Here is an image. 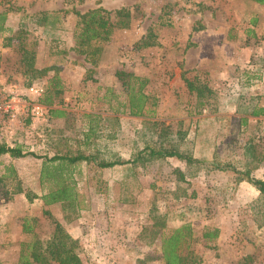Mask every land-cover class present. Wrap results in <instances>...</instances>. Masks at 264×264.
I'll return each instance as SVG.
<instances>
[{
    "label": "rangeland",
    "instance_id": "1",
    "mask_svg": "<svg viewBox=\"0 0 264 264\" xmlns=\"http://www.w3.org/2000/svg\"><path fill=\"white\" fill-rule=\"evenodd\" d=\"M25 1L29 6L50 3L57 7L51 16L57 23H50L47 32L41 27V39L29 36L34 20L28 28L15 27L14 35L19 36L11 42V55L0 54V69L20 82L19 46L21 41H32L42 70L28 71L25 85L46 81L42 99L52 98L67 112L55 119L51 115L35 129L0 135V142L19 144L23 150L21 156L0 155L15 169L14 176L0 181V264H19L21 242L30 237L23 231L25 217L43 239L50 236L54 218L70 229L78 226L85 264H164L160 236L155 232L186 221L193 223L198 235L193 247L201 257L199 264H239L245 259L264 264V213L258 207L261 194L253 185L241 183L246 168L256 177H264V119L249 116L255 105L264 104V26L258 28L257 20L259 14L264 15V4L250 0L7 3L17 9ZM97 6L110 11L129 7L132 19L129 26L114 30L94 65L67 46L72 43L67 33L74 29L77 12ZM149 28L158 32L159 44L141 47L137 42ZM5 41L0 40V47ZM47 65L67 68L68 79L60 93L48 83ZM119 71L148 78L145 89L158 99L153 116L112 109L111 102L117 98L106 94L108 87L121 91ZM186 77L209 84L215 94L213 102L202 107ZM167 132L184 134L198 158L215 163L188 180H178L173 169L182 163L169 157L137 166L138 181L118 178L109 184L114 174L120 177L130 170L100 167L96 164L99 159L126 160ZM79 152L96 156V161L74 165L81 199L79 216L67 220L60 204L49 206L51 212L45 214L40 195L46 188L39 180L43 160L55 153ZM28 194L37 196L31 201ZM158 215L165 216L166 225L159 222L155 226ZM206 224L221 228L211 247L202 241Z\"/></svg>",
    "mask_w": 264,
    "mask_h": 264
},
{
    "label": "trees",
    "instance_id": "2",
    "mask_svg": "<svg viewBox=\"0 0 264 264\" xmlns=\"http://www.w3.org/2000/svg\"><path fill=\"white\" fill-rule=\"evenodd\" d=\"M259 4H264V0H250ZM38 16V15H36ZM46 16L45 13L42 15ZM5 13L0 12V32L8 30L4 25ZM132 19V11L129 7L123 6L110 11L102 6L91 8L84 12H77V19L74 24L73 48L85 56L86 60L91 64H97L100 60L104 44L110 40L114 30L119 27L129 26ZM137 44L141 47L153 44H159L158 32L154 28H149ZM23 62L31 68L35 69L34 53L29 51ZM50 84L51 88L60 93L64 84H62L58 75ZM118 77L122 82L121 91H115L114 88L108 87L106 96H114L117 98L115 103L111 102L112 109L117 113H129L135 116H153L156 111L158 99L151 96L145 89L148 78L133 72L119 71ZM187 86L191 91L196 92L198 102L202 107L213 102L214 90L207 84L202 83L198 77L185 78ZM118 92V93H117ZM43 102L50 106V114L52 116H63L65 110L62 107L53 105L52 98L43 99ZM251 115H264V105H255L252 108ZM246 123L247 117L243 118ZM94 129L87 132V136ZM161 138L152 140L140 147L132 153L128 159H99L96 164L100 167H110L118 163L131 162L135 168L139 165H147L155 160L166 159L169 157L177 158L182 164L176 165L173 169L178 180H188V177H194L199 171L214 164V161L198 158L194 154V147L191 141L185 138L184 134L178 135L161 134ZM87 138V137H86ZM9 153L11 156H21L23 153L22 146L17 144L14 146L6 145L0 142V155ZM86 161H96L94 153L79 152L76 154L55 153L52 156H46L42 162L40 169V183L46 188L40 197L45 205L43 211L50 214L49 206L60 204L64 212V217L73 220L79 215L81 204L77 181L74 177L76 163ZM14 165L4 163L0 158V181L14 176ZM241 179H246L252 183L261 194V203L259 209L263 207L264 213V177H256L252 174L250 168L242 171ZM37 195L28 194L29 200H33ZM256 205H254V208ZM36 219V218H35ZM156 225L160 222L165 224L164 215H158ZM54 228L47 239H43L35 231L34 225L29 217L23 219V231L30 237L21 242L19 264H36L43 261H56L58 264H85L84 246L80 240L74 237L66 228V226L57 219H53ZM157 230V229H155ZM221 229L217 225L206 224L202 233V241L209 247L214 246L219 238ZM156 236H160L161 258L164 264H199L201 262L200 255L195 251L193 243L198 239L197 232L192 222L186 221L172 229L164 228L160 233L155 232ZM239 264H251L245 259V262Z\"/></svg>",
    "mask_w": 264,
    "mask_h": 264
},
{
    "label": "crops",
    "instance_id": "3",
    "mask_svg": "<svg viewBox=\"0 0 264 264\" xmlns=\"http://www.w3.org/2000/svg\"><path fill=\"white\" fill-rule=\"evenodd\" d=\"M12 1H16V0H12ZM23 4H26V5L23 6L21 4L20 7H18L16 9L15 7H11L10 6L11 3L10 2L7 3V0H0V12H4L5 13V19H4L3 22H4V25L8 28V30H4V31L0 32V40L1 41L2 40H6L5 42H2V45L0 47L1 48L0 54L4 53L6 55H9V54L11 55V53H12L11 47H10L11 46V42H12L13 39H15V37L19 36V35L18 36L14 35L15 34V30H16L17 27H19V28H21V27L28 28V24L29 23L31 24V22L34 20L36 22L35 27L33 29L34 31H33V33L29 34V36L31 35L30 36L31 39H33V37H35L37 39H41V37H38L39 34L41 35V32L43 33V31H41L42 30L41 27H44L45 28L44 29L45 32H47L48 29H46V28H47V26L50 25V23H57L56 20H55L56 17H51L57 11L56 10L57 7L51 6L50 3L49 4L45 3L43 5V7H40V6L36 5V4L32 5V6H29L30 4L28 2H26V1ZM261 5H263V4H261ZM43 13H45L46 16H43V19H42ZM36 15H38V16H36ZM257 20H258V28H261L262 26H264V15H260L259 14V18ZM15 21H17V23ZM73 30L74 29H72V31L67 33V34H69L70 39L72 41V43H67V46H69V47L74 46ZM56 37H54V38H56ZM66 38L68 39V35H67ZM60 42L61 41H59V43ZM32 43H33L32 41H28V40H27V42L21 41V45L19 46L20 47V52H19L20 53V57L19 58H20V63H22L20 71L23 73V78L19 79V81L22 84H28V82H27V81H29L28 80L29 76L27 75L28 71H30V70H38L37 68H39V70H42L41 64L38 62V54H37L38 50H37V48L33 47ZM60 45H61V43H60ZM29 51L34 53L35 57H34V65L33 66L35 67V69L29 68L26 65V63L23 62V60H22L23 57H25V56H23L24 53L26 55ZM2 58H4L3 55H2ZM44 71H47V73H49V75H48V83H50V84L53 82V79L56 77L55 75H58V77L60 78L62 84H64V82H66V80L68 79V74H67V68L66 67H64L63 69H60V68L59 69H54L53 66L47 65V67H46V69H44ZM22 73H21V75H22ZM42 82L45 83V85L47 83L44 80ZM64 110H67V108H65ZM66 112L67 111H65V114H66ZM249 116L250 117L251 116L252 117H257L258 119H264V115L253 116V115L250 114ZM51 117H52V119H55L58 116L55 115V116H51ZM84 162H86V161H84ZM110 168H112V170H114V171H118L119 169L121 170V168H124L126 170L129 169L130 172L129 173H125L123 176H120V177H119V175L114 174L113 178L111 179V181H110V179H108L109 180L108 181L109 184H110V182H113V180H118V178L120 180H122L121 182L138 181L137 174L135 172V170H136L135 166H133V164L131 162H126V163H123V164L122 163H118V164H115L113 166H110ZM74 176H75V172H74ZM189 178H191V177H188V179ZM241 183H247V184L253 185L252 183H250L246 179H242ZM79 218L81 219V216ZM66 228L68 229V231L73 236L75 235L74 237L79 238V233H76V231L79 229L78 226L75 225V227L73 229L72 228L70 229V227H68V226ZM219 237H220V235H219Z\"/></svg>",
    "mask_w": 264,
    "mask_h": 264
},
{
    "label": "built area",
    "instance_id": "4",
    "mask_svg": "<svg viewBox=\"0 0 264 264\" xmlns=\"http://www.w3.org/2000/svg\"><path fill=\"white\" fill-rule=\"evenodd\" d=\"M45 92L42 81L25 85L0 69V135L12 136L15 129H35L38 122L48 121L51 114L42 99Z\"/></svg>",
    "mask_w": 264,
    "mask_h": 264
}]
</instances>
